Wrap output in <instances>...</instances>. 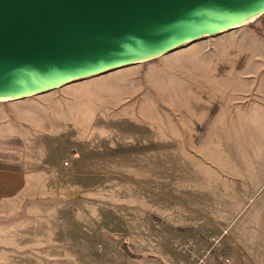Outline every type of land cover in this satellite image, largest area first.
Returning a JSON list of instances; mask_svg holds the SVG:
<instances>
[{
	"label": "crops",
	"instance_id": "1",
	"mask_svg": "<svg viewBox=\"0 0 264 264\" xmlns=\"http://www.w3.org/2000/svg\"><path fill=\"white\" fill-rule=\"evenodd\" d=\"M225 40L221 37L214 46ZM253 42L257 48L250 51L245 69H211L216 80L224 81L223 88L199 80L171 83V90H187L176 105H169L172 122L158 130L151 119L155 122L143 128L139 124L123 136L121 146L136 150L114 156L126 160L117 167L116 179L103 165L97 174L77 173L82 182L69 181L63 197L51 195L53 205L58 204L52 252H40V264H104L105 254L120 244L143 255L140 264H188L170 248L167 234L152 228V219L203 240L227 227L222 244L232 264H264V38L251 46ZM204 121L208 123L197 136L195 124ZM151 145L159 147L144 148ZM37 185L24 168L1 167L0 213H10L23 201L30 203L26 207L35 202V209L21 206L27 218L47 219L48 207L40 197L49 193L36 195ZM67 202L74 208L67 211ZM93 241L98 249L90 246ZM24 257L13 247L0 249V264H37Z\"/></svg>",
	"mask_w": 264,
	"mask_h": 264
},
{
	"label": "rangeland",
	"instance_id": "2",
	"mask_svg": "<svg viewBox=\"0 0 264 264\" xmlns=\"http://www.w3.org/2000/svg\"><path fill=\"white\" fill-rule=\"evenodd\" d=\"M263 21L264 13L239 27L189 43L177 52L116 69L119 72L113 70L24 99L0 101V111L3 112V118H0V165L24 168L28 175L32 173L37 179L35 194L49 193L40 197L48 207L43 214L47 219H28V214L21 208L30 204L25 201L11 207L10 213H0V249L13 247L26 255L21 259L27 263L40 264L39 253L52 252V217L56 216L58 209V204L53 205L52 194L63 197L69 181L79 184L82 181H77L78 174L91 171L97 174L103 165L108 167V175L116 179L117 167H124L126 160H117L114 156L136 150L135 147H122L126 142L122 140L123 136L129 137L139 124L142 127L156 121L158 130H163L165 122H172L169 105H176L187 90H171L170 84L184 85L199 80L206 85L222 83L223 88L224 81L216 80L211 69H245L243 64L249 61L250 51L257 48L256 42L251 46L252 41L262 37L257 30H261ZM221 37L226 40L215 47L214 41ZM223 54L224 60L220 58ZM202 93L209 102L211 97L207 91ZM215 109L216 105H213L211 113ZM207 123L195 124L197 136L201 135ZM171 128L175 127L172 125ZM175 131L173 129L172 132ZM157 135L162 133L157 132ZM151 146L147 147H159ZM35 200L40 201L37 196ZM72 206L74 203L65 204L67 211L74 208ZM64 220L67 224L68 219ZM154 222H158L159 227H155ZM151 226L165 232L170 248L190 264L169 241V236L178 234L180 230L167 228L158 219H152ZM38 227H44L46 232L41 233ZM120 245L105 254L102 258L104 264L142 263L139 258L143 255L122 249ZM90 246L99 248L97 241Z\"/></svg>",
	"mask_w": 264,
	"mask_h": 264
},
{
	"label": "water",
	"instance_id": "3",
	"mask_svg": "<svg viewBox=\"0 0 264 264\" xmlns=\"http://www.w3.org/2000/svg\"><path fill=\"white\" fill-rule=\"evenodd\" d=\"M263 13L264 0H0V101L157 58Z\"/></svg>",
	"mask_w": 264,
	"mask_h": 264
},
{
	"label": "built area",
	"instance_id": "4",
	"mask_svg": "<svg viewBox=\"0 0 264 264\" xmlns=\"http://www.w3.org/2000/svg\"><path fill=\"white\" fill-rule=\"evenodd\" d=\"M154 226L159 227V223L154 222ZM227 233L228 228L225 227L203 240L178 232L170 235L169 241L172 248L184 255L190 264H232L222 244Z\"/></svg>",
	"mask_w": 264,
	"mask_h": 264
},
{
	"label": "trees",
	"instance_id": "5",
	"mask_svg": "<svg viewBox=\"0 0 264 264\" xmlns=\"http://www.w3.org/2000/svg\"><path fill=\"white\" fill-rule=\"evenodd\" d=\"M257 32L259 33V35H261V36L264 38V21L262 22V28H261V30H259V31L257 30ZM151 147H152V146H151ZM151 147H147V146H146L145 148H151ZM118 151H120V150H118ZM1 167H4V166H1V165H0V168H1Z\"/></svg>",
	"mask_w": 264,
	"mask_h": 264
}]
</instances>
